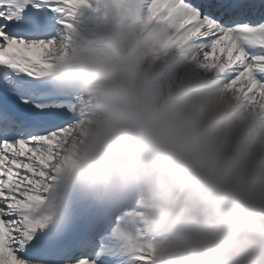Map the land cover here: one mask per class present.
Here are the masks:
<instances>
[{
	"label": "clouds",
	"instance_id": "obj_1",
	"mask_svg": "<svg viewBox=\"0 0 264 264\" xmlns=\"http://www.w3.org/2000/svg\"><path fill=\"white\" fill-rule=\"evenodd\" d=\"M135 2L89 0L96 22L54 77L79 111L48 226L78 197L121 211L110 236L122 264L140 249L148 264H264V104L150 39Z\"/></svg>",
	"mask_w": 264,
	"mask_h": 264
},
{
	"label": "snow or ice",
	"instance_id": "obj_2",
	"mask_svg": "<svg viewBox=\"0 0 264 264\" xmlns=\"http://www.w3.org/2000/svg\"><path fill=\"white\" fill-rule=\"evenodd\" d=\"M88 2L0 0V264H122L110 236L118 219L69 208L48 226L62 207L54 164L79 111L54 77ZM143 24L150 39L175 43L249 104H264V0H148ZM139 252L132 264H148Z\"/></svg>",
	"mask_w": 264,
	"mask_h": 264
},
{
	"label": "bare ground",
	"instance_id": "obj_3",
	"mask_svg": "<svg viewBox=\"0 0 264 264\" xmlns=\"http://www.w3.org/2000/svg\"><path fill=\"white\" fill-rule=\"evenodd\" d=\"M76 32L78 33V31L76 30ZM77 36L74 37V39L76 38Z\"/></svg>",
	"mask_w": 264,
	"mask_h": 264
}]
</instances>
